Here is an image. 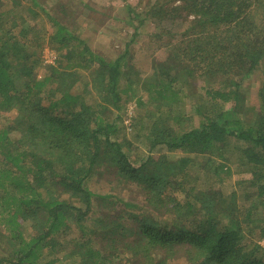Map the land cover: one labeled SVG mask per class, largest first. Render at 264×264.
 <instances>
[{
  "label": "trees",
  "instance_id": "obj_1",
  "mask_svg": "<svg viewBox=\"0 0 264 264\" xmlns=\"http://www.w3.org/2000/svg\"><path fill=\"white\" fill-rule=\"evenodd\" d=\"M175 1L135 10L143 32L188 22L141 76L39 0H0V264H264V0ZM132 101L145 159L125 136Z\"/></svg>",
  "mask_w": 264,
  "mask_h": 264
},
{
  "label": "rangeland",
  "instance_id": "obj_2",
  "mask_svg": "<svg viewBox=\"0 0 264 264\" xmlns=\"http://www.w3.org/2000/svg\"><path fill=\"white\" fill-rule=\"evenodd\" d=\"M8 1L9 0H3V2L7 3L2 4V9L6 8V6L7 9L10 8ZM39 2L48 10L49 16L55 17L66 23L75 35L85 39L90 47L94 49L95 53L113 56L127 50L129 53V63L141 76L151 72L152 62L155 60H163L167 56V50H165L166 47H164L163 44L171 38L169 37V33L178 34L184 31L188 26V22L183 16L176 18L172 15H168L165 16L164 20L161 22L163 27L161 32L160 28L154 23V18L144 22L147 32L142 31V26L137 28L136 25L139 17L136 18L134 15L136 12L135 10L144 11L147 6L149 7L153 4L154 0H39ZM179 2V0H176L174 5H178ZM23 3L27 4L28 0H23ZM47 19L48 18L43 13H40L35 21H31L32 24L36 22L39 27L42 25L46 27V30L44 29L43 31L37 29L39 42L42 43L39 51L42 60L41 63L43 65L54 64L58 56V53L46 43L48 35L51 33V26L48 24L49 19L48 22ZM133 33L135 34L134 36L132 35ZM33 45L34 43H32V46ZM166 45H168V43ZM85 72L83 75L86 78L87 75ZM38 73L41 76L44 70L40 69ZM194 101L195 99H193V102ZM135 115L136 102L132 101L126 106L123 115V126L126 133V135H124L132 141L133 147L136 148L137 155L139 154L142 159H145L149 154L147 147L139 138L140 136L133 137V134H137L134 128H132L134 122L132 119ZM164 153L163 148L162 150L151 152V154L156 155ZM166 153L168 156L172 154L179 156V153L176 151H173V153ZM132 156L134 157L135 155L132 154ZM201 162L202 160L200 158L194 161L195 164L190 170L191 173L199 170ZM104 168H106V166ZM109 171H113V169L110 168ZM97 172L98 170H96V174ZM96 174L91 177V188L98 193L108 192V188L111 184L109 180H112L111 174H109V176L107 173L104 175H102V173ZM247 177L248 174L232 173L233 183L238 179H245ZM176 178L178 180L180 177L177 176ZM230 189V186H226V190ZM182 197L183 194L178 193V198ZM263 242V240L260 241V243ZM0 244H2L1 240ZM175 262L185 264L183 258Z\"/></svg>",
  "mask_w": 264,
  "mask_h": 264
}]
</instances>
